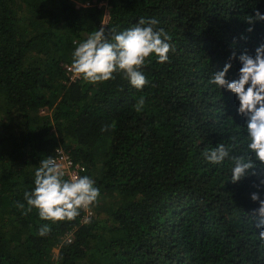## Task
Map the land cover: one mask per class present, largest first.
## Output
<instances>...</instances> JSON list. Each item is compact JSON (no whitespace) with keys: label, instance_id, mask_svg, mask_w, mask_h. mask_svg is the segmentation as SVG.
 <instances>
[{"label":"trees","instance_id":"1","mask_svg":"<svg viewBox=\"0 0 264 264\" xmlns=\"http://www.w3.org/2000/svg\"><path fill=\"white\" fill-rule=\"evenodd\" d=\"M255 9L264 0H0V264H264L258 180L230 182L231 157L248 154L245 118L234 93L209 84L233 51L226 79H238L239 55L264 42V21L247 23ZM141 17L175 48L146 60L142 90L122 74L71 80L78 43ZM233 136L242 143L222 164L204 158ZM58 148L100 190L87 223L84 210L53 224L17 207Z\"/></svg>","mask_w":264,"mask_h":264},{"label":"clouds","instance_id":"2","mask_svg":"<svg viewBox=\"0 0 264 264\" xmlns=\"http://www.w3.org/2000/svg\"><path fill=\"white\" fill-rule=\"evenodd\" d=\"M254 12L255 15L247 20L250 25L264 21V14L258 9ZM157 24L155 18L141 17L131 28L119 32L112 28L106 32L102 22L99 30L88 35L86 40L75 47L69 67L73 78L95 85L115 79V74H122L131 86L142 90L149 83L140 71L146 60L154 55L157 63L163 64L169 61V53L175 51L170 43L171 36L163 28L157 29ZM253 30V27L246 29L247 32ZM236 58V52L233 51L223 70L212 74L209 84L234 93L239 102L237 114L245 118L248 154L231 157L234 166L230 182L238 183L248 175L257 178L258 183L253 186L258 191L251 193L250 198L259 204L253 214L259 217L257 227L261 230L258 236L264 246V199H261L259 193V189L264 188V42L255 48L254 56L249 55L247 50L239 55L241 67L238 79L229 81L226 75L232 67L231 61ZM144 106L145 98L141 96L135 110L140 112ZM111 127L114 128L115 125ZM102 130L106 131L107 127ZM231 141L228 146L221 143L205 151L204 158L212 164H222L229 158L230 151L242 143L237 136L231 137ZM99 196L100 190L93 179L87 175L66 172L63 163L48 156L40 161L35 170L34 188L24 193L27 208L25 203L19 201L17 207L23 209L25 215L36 209L41 220L55 224L75 220L81 210L88 211ZM84 222H89L87 217ZM50 232L48 224L38 229L40 237H45Z\"/></svg>","mask_w":264,"mask_h":264},{"label":"built area","instance_id":"3","mask_svg":"<svg viewBox=\"0 0 264 264\" xmlns=\"http://www.w3.org/2000/svg\"><path fill=\"white\" fill-rule=\"evenodd\" d=\"M69 74L71 76V80L79 79V78H73V75L70 71ZM52 157L56 158L59 162L63 163L65 166V171L68 173L75 172L78 173L80 176H83V173L86 171L85 167L82 166L81 164L75 163L74 160L71 158V155L68 154L63 148H58ZM81 169H83V171H81ZM65 178L67 179L68 176H65ZM84 213L85 215L83 218V222L85 221L86 217L88 218V220H90L94 215V211L91 209V207L88 211H84Z\"/></svg>","mask_w":264,"mask_h":264},{"label":"rangeland","instance_id":"4","mask_svg":"<svg viewBox=\"0 0 264 264\" xmlns=\"http://www.w3.org/2000/svg\"><path fill=\"white\" fill-rule=\"evenodd\" d=\"M107 21H108V17L106 18V23H107ZM91 209L94 211V209L91 207Z\"/></svg>","mask_w":264,"mask_h":264}]
</instances>
